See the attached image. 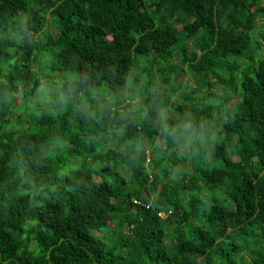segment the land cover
<instances>
[{"label": "trees", "instance_id": "16d2710c", "mask_svg": "<svg viewBox=\"0 0 264 264\" xmlns=\"http://www.w3.org/2000/svg\"><path fill=\"white\" fill-rule=\"evenodd\" d=\"M261 18L0 0V264H264Z\"/></svg>", "mask_w": 264, "mask_h": 264}, {"label": "rangeland", "instance_id": "374dc122", "mask_svg": "<svg viewBox=\"0 0 264 264\" xmlns=\"http://www.w3.org/2000/svg\"><path fill=\"white\" fill-rule=\"evenodd\" d=\"M259 24H261V26L264 25V18H261V19H260ZM50 55H51V54H46L44 60H46V59L52 60V59L50 58ZM34 67H37V65L35 64ZM69 75H70V74H69ZM71 78H72V77H71ZM189 80H190V79H189ZM129 91H130V89L128 88V90H124V91H122V92H124V93L126 94V93H128ZM135 102H137V100H136ZM20 104H21V97H19L18 101L16 102V105H20ZM15 112H16V113H21V112H22V109H17ZM236 236H237V235H236ZM237 239H238V241H243V237H242V236H241V237H238Z\"/></svg>", "mask_w": 264, "mask_h": 264}, {"label": "clouds", "instance_id": "9594fccd", "mask_svg": "<svg viewBox=\"0 0 264 264\" xmlns=\"http://www.w3.org/2000/svg\"><path fill=\"white\" fill-rule=\"evenodd\" d=\"M148 153H149V152H148ZM148 161H149V159H148ZM139 202H140L139 200L134 199V203H135V204H138ZM160 215H162V217H164V218L166 217V215H164V213H160ZM235 242H236V243H235L236 245L239 244L237 240H235ZM239 245H240V244H239ZM240 247H241V245H240ZM240 254H241V255H246V254H247V251H246L245 249H243V250L240 251Z\"/></svg>", "mask_w": 264, "mask_h": 264}]
</instances>
